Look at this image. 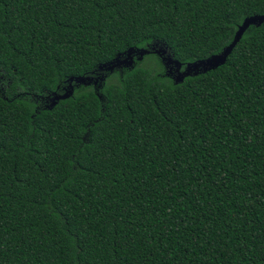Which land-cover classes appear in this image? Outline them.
<instances>
[{"label": "trees", "instance_id": "16d2710c", "mask_svg": "<svg viewBox=\"0 0 264 264\" xmlns=\"http://www.w3.org/2000/svg\"><path fill=\"white\" fill-rule=\"evenodd\" d=\"M261 14L264 0H0V264H264V21L180 83L152 53L43 102L131 49L184 67L219 55Z\"/></svg>", "mask_w": 264, "mask_h": 264}, {"label": "water", "instance_id": "95a60500", "mask_svg": "<svg viewBox=\"0 0 264 264\" xmlns=\"http://www.w3.org/2000/svg\"><path fill=\"white\" fill-rule=\"evenodd\" d=\"M264 21V14L261 15H255L249 18H246L242 24L238 27L236 33H235V38L234 41L227 47L224 49V51L221 54H215L212 55L211 57L207 58V59H203L194 63H189L185 66L184 71H181V69L184 67L183 64L176 60L173 56V54L170 52V50L168 48H161V49H150V48H142V49H131L126 53H135L137 52V54H139V58L138 60H143L144 56L150 53H156L158 54L164 63V66L166 68H168V73L167 75L172 77V74H177L173 79L175 81V83H180L182 82L187 76H191V75H198L200 73L203 72H207L213 69H216L217 67L219 68L220 66L224 65L228 59V57L230 56V54L233 52V50L235 49V47L237 46V44L240 42V40L243 38V34L247 31V29L250 26L256 27L258 25H260L262 22ZM125 53V54H126ZM120 57L119 56L116 60H114L113 62H111L108 65H104L101 70H106V72L109 73H114L115 68L116 67H120L122 65V63L120 62ZM121 63V64H120ZM120 64V65H119ZM127 65H130V63H128ZM107 76H105L103 78V82H105ZM89 79V77L86 76H82V77H77V78H71V80H75L76 83H78L77 85H71V94H63V95H59L58 96V100L51 106L48 108H52L55 104H57V102L60 99H65L70 97L73 94L74 88L76 86H79L81 84L84 85H90L91 80L89 82H87L86 80ZM103 86V85H102ZM101 86V88H102ZM97 90V89H96ZM100 99L103 101V96L99 95Z\"/></svg>", "mask_w": 264, "mask_h": 264}, {"label": "rangeland", "instance_id": "374dc122", "mask_svg": "<svg viewBox=\"0 0 264 264\" xmlns=\"http://www.w3.org/2000/svg\"><path fill=\"white\" fill-rule=\"evenodd\" d=\"M153 48H156V49H161L162 48L163 49V48H167V47L162 46V45H159V46L158 45H153V46L150 47V49H153ZM152 53H150V54H152ZM154 54H156V53H154ZM155 56H156V58L159 59V62L162 64V66H164L162 58L158 54H156ZM138 58H139V54H137V52L132 53V54L131 53L123 54L120 57V62L122 63V65L120 67H116L114 71L123 72V70H126V69H133L138 61L142 62V63H144L146 65H148L150 63L149 58H147L146 55L144 56L143 60H138ZM154 58L155 57H153L152 59H154ZM128 63H130V65H127ZM164 68H165V71H166V74H167L168 73V68H166L165 66H164ZM184 69H185V67L182 68L181 71H184ZM107 74H112V73H109V72H106V70H101L100 69V71H98L97 73L95 72V73H93L91 75H88L86 77H89V79L91 80L90 85L95 86L97 91H98L99 89H101V86L104 83L103 82V78L105 76H107ZM176 75L177 74H175V73L172 74L173 78ZM89 79H87L86 81L89 82L90 81ZM77 84L78 83H76L75 80H71V79L67 80L65 82V84L62 86V88H60L61 89L60 91H56V92L48 95L46 98L43 99L44 105L46 107H51L58 100V96L59 95H63V94H66V93L71 94L72 90H71L70 86L71 85H77Z\"/></svg>", "mask_w": 264, "mask_h": 264}]
</instances>
